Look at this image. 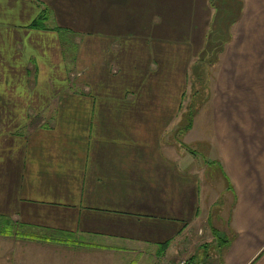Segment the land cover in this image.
Listing matches in <instances>:
<instances>
[{"label":"crops","instance_id":"obj_1","mask_svg":"<svg viewBox=\"0 0 264 264\" xmlns=\"http://www.w3.org/2000/svg\"><path fill=\"white\" fill-rule=\"evenodd\" d=\"M80 2L0 0V264H264V0Z\"/></svg>","mask_w":264,"mask_h":264},{"label":"rangeland","instance_id":"obj_2","mask_svg":"<svg viewBox=\"0 0 264 264\" xmlns=\"http://www.w3.org/2000/svg\"><path fill=\"white\" fill-rule=\"evenodd\" d=\"M83 1H85V0H81V2L79 3V5H80V7H82V9H84V4H85ZM187 1L188 0H185V4H181V0H168L167 5L160 4V5L156 6V9L161 11L158 13V15L163 16V17H165L164 16L165 10L168 9V17L171 19H169V18L167 20L163 19L164 20L163 25H162L163 28L162 27H156L155 29L166 30V35L170 39H174V40L177 39L178 40L179 38H182L183 37L182 35H184V32H187L191 26L193 6H192V4H188ZM219 1L222 2V0H219ZM189 10H191V11L188 12ZM134 13H135V15H138V19H140V17L142 16L140 14L139 9H138V11H136ZM74 14L75 15H81V12L79 10H74ZM75 15H73V16H75ZM82 16H83V11H82ZM152 16H154V14H152V15H150V17H148L149 20L147 17H145L140 21L132 22V29H137V30L143 29L145 27V25H149V24L151 25L150 28H152L154 26V22L151 20ZM77 27H80L82 29L83 28L90 29L91 31H93V28L95 26L92 23L89 25H86L83 22H81V23L77 24ZM119 29H121V28H119ZM189 71H190V73H189L190 77L188 79V85L186 86V99H185L184 104H183L184 109H187L188 105L191 104L193 101L197 100V102H198V98H203V100L206 101L208 95L213 90V79L216 76L217 70H216V68H212L210 70L209 69V63L205 62V64L203 66L200 64H197L194 67H192V70L190 69ZM210 72H211V84H209V80H208V75ZM194 73H197L198 76H196V74H194ZM197 90L199 91V93H198L197 97L196 96L194 97L193 93ZM197 102H194V103H197ZM197 105H198V103H197ZM2 235H6V234H0V238L3 237ZM15 235H18V234L14 233V234L8 235V236H15ZM191 243L193 244V241H191ZM195 246L196 245H194V244L188 246L189 251H190L189 253H191V255H192V248ZM212 249L213 248L211 247L210 250H212ZM191 255H189V257ZM205 255H206V253H205ZM187 256H188V254H184L183 258L185 259V258H187ZM196 258L199 259L198 262L203 261L205 264H214L213 261L216 259L215 257H214L215 259L212 257V259L209 260L207 263L206 259H201V257L200 258L196 257Z\"/></svg>","mask_w":264,"mask_h":264},{"label":"trees","instance_id":"obj_3","mask_svg":"<svg viewBox=\"0 0 264 264\" xmlns=\"http://www.w3.org/2000/svg\"><path fill=\"white\" fill-rule=\"evenodd\" d=\"M48 18H49V11L47 9H44L41 12V14L38 16V18L32 23V26L37 27V28L45 27ZM198 64L203 66L205 64V61H200V62H198ZM194 74H196V76H198L197 73H194ZM198 93H199L198 90L195 91L193 93L194 97L195 96L197 97ZM194 102H197V100L193 101L191 104L188 105V108H187L188 110H187V113L185 115L184 122L182 123V125L180 126V128L178 130L179 135L186 133L188 130H190L192 128L196 113L200 109L201 105H203L204 100H203V98H198V102H197L198 105H197V103H194ZM17 232H18V228L15 227L14 224H11V222L9 220L3 219V223L0 224V234L12 235L14 233H16V234L19 233V232L18 233ZM222 247H223V245H222Z\"/></svg>","mask_w":264,"mask_h":264},{"label":"built area","instance_id":"obj_4","mask_svg":"<svg viewBox=\"0 0 264 264\" xmlns=\"http://www.w3.org/2000/svg\"><path fill=\"white\" fill-rule=\"evenodd\" d=\"M189 261L184 259V260H181L178 264H187Z\"/></svg>","mask_w":264,"mask_h":264},{"label":"water","instance_id":"obj_5","mask_svg":"<svg viewBox=\"0 0 264 264\" xmlns=\"http://www.w3.org/2000/svg\"><path fill=\"white\" fill-rule=\"evenodd\" d=\"M187 264H194V263H192V262H188Z\"/></svg>","mask_w":264,"mask_h":264}]
</instances>
